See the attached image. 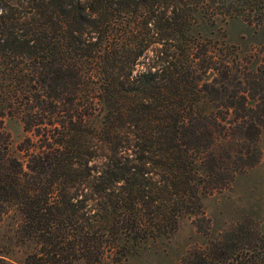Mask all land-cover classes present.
<instances>
[{"label": "trees", "instance_id": "trees-1", "mask_svg": "<svg viewBox=\"0 0 264 264\" xmlns=\"http://www.w3.org/2000/svg\"><path fill=\"white\" fill-rule=\"evenodd\" d=\"M236 16L264 21V0H0V217L37 241L23 264L126 257L260 161L264 64L195 31ZM182 264H264V234L227 229Z\"/></svg>", "mask_w": 264, "mask_h": 264}, {"label": "rangeland", "instance_id": "rangeland-1", "mask_svg": "<svg viewBox=\"0 0 264 264\" xmlns=\"http://www.w3.org/2000/svg\"><path fill=\"white\" fill-rule=\"evenodd\" d=\"M195 31L217 49H224L229 60L235 59L246 71L253 72L264 64V21H249L243 16L227 20L219 17L214 23L205 19ZM153 51L155 47L148 55L153 56ZM101 118L93 119L95 126H101ZM4 129L10 135L14 154L25 160L19 145L29 133L22 119L7 115ZM260 146L262 156L256 165L238 173L228 188L203 196V212L181 217L173 232L131 244L129 255L123 258L105 256L96 262L77 258L64 264H182L190 249L206 245L227 229L240 227L264 234V129ZM22 225V216L16 209L0 217V264H23L28 254L37 249V241L28 238Z\"/></svg>", "mask_w": 264, "mask_h": 264}]
</instances>
